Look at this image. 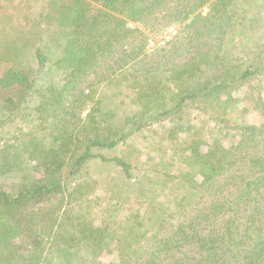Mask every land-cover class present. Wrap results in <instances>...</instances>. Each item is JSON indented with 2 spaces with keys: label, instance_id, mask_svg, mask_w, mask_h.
Returning a JSON list of instances; mask_svg holds the SVG:
<instances>
[{
  "label": "trees",
  "instance_id": "1",
  "mask_svg": "<svg viewBox=\"0 0 264 264\" xmlns=\"http://www.w3.org/2000/svg\"><path fill=\"white\" fill-rule=\"evenodd\" d=\"M51 6L47 17L59 32L50 40L60 42L59 53L51 51L49 35H40L35 71L13 64L0 77L2 90L18 87L23 99L49 55L58 54L50 67L63 71L59 85L38 91L44 136L15 137L0 150V178L22 173L18 191L0 188V264H101L100 250L112 244L119 254L112 264H264V102L250 97L263 118L259 125L226 120L233 93L254 92V83L264 81V0H53ZM170 29L173 35L150 46L151 34ZM4 52L3 59L17 56ZM111 90L138 107L130 118L105 108ZM2 107L10 112L18 105L5 98ZM192 108L235 130L239 141L214 143L208 153L198 143L182 153L173 205L145 201L132 226L114 224L112 215L100 224L79 205L96 182L73 187L72 178L95 160L132 179L130 163L97 150L116 149L163 119L172 123L174 140ZM131 188L127 196L143 199Z\"/></svg>",
  "mask_w": 264,
  "mask_h": 264
},
{
  "label": "rangeland",
  "instance_id": "2",
  "mask_svg": "<svg viewBox=\"0 0 264 264\" xmlns=\"http://www.w3.org/2000/svg\"><path fill=\"white\" fill-rule=\"evenodd\" d=\"M52 3L53 0H0V77L5 71V67L8 68L13 64L20 70L33 71L35 69L34 50L38 45L40 35H45V39L46 35H49L47 37L49 45L55 47L51 51L59 53L56 47H59L60 42L57 44L55 40H50L53 34L59 32L56 30L55 22H51L47 17V14L52 10L54 14ZM174 33L175 30L170 29L159 35L151 34L153 41H150V46L152 47L156 43L162 44ZM5 48L6 50L11 49V57L16 53L17 56L11 60L3 59ZM14 48H17V52ZM57 55H49L47 70L36 77L35 90L29 93L25 91L23 99L18 95V87L3 90L0 87V150L7 142L12 145L15 137L24 141L28 140L27 137L32 134L35 137L44 136L45 133L36 110L40 101L38 91H42L43 87H48L53 83L60 84L63 71L50 67L57 60ZM253 86L258 88L254 89V92L243 87L233 93V100L229 103V114L226 118L231 126L233 124L259 125L263 122L258 110L253 108L250 97L255 96L264 102V81L255 82ZM5 98H11L18 108L10 112L4 110L2 104ZM105 108L112 110L117 119L121 117L122 120L126 117L130 118L131 113L138 109L132 99L114 96L112 90L107 93ZM232 111L237 112L232 115L230 113ZM165 120L163 119L162 122L152 121L143 128L135 130L116 149L97 150L100 156L103 155L108 159L122 157L130 163L132 165L131 180L126 181L111 162H102L100 159L93 161L87 171L83 172V175L72 178L73 187H77L84 179L96 182L95 186L92 185L91 188L82 191L84 196L82 202L79 201V205L84 210L91 211L100 224L104 219V221L110 219L108 215H112L116 225L120 223L127 226L135 225L136 222L133 218L144 214L148 207L144 203L145 201H159L163 204L173 205L175 199L170 192L173 190L174 176L184 168L182 153L198 143L200 151L208 153L214 143H222L223 146L230 147L239 141V135L235 130L226 129L218 120H211L193 108L187 110V125H185V129L175 135L174 140L170 139L168 132L172 123ZM21 177L22 173L15 170V173L0 178V188L7 192L18 191L22 184ZM151 179L155 181L160 190L153 188ZM139 183L142 185H138ZM109 187L118 192L119 196H125L129 187H132L130 190L135 189L139 195L144 194V196L143 199L138 200V196L130 194L126 195L125 201H122L111 195ZM146 195L149 199H145ZM117 216L119 218L116 220ZM127 218H131V221H127ZM118 233L123 237L126 235L124 231L119 230ZM118 260L119 254L114 244L101 249L98 254V262L101 264H112Z\"/></svg>",
  "mask_w": 264,
  "mask_h": 264
}]
</instances>
